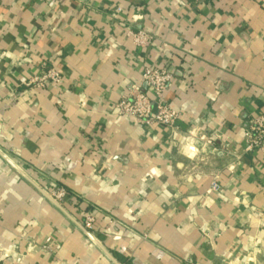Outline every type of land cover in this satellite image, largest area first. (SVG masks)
Returning a JSON list of instances; mask_svg holds the SVG:
<instances>
[{
    "label": "crops",
    "instance_id": "crops-1",
    "mask_svg": "<svg viewBox=\"0 0 264 264\" xmlns=\"http://www.w3.org/2000/svg\"><path fill=\"white\" fill-rule=\"evenodd\" d=\"M153 65L174 127L116 111ZM260 114L264 0H0V264H264Z\"/></svg>",
    "mask_w": 264,
    "mask_h": 264
},
{
    "label": "built area",
    "instance_id": "built-area-1",
    "mask_svg": "<svg viewBox=\"0 0 264 264\" xmlns=\"http://www.w3.org/2000/svg\"><path fill=\"white\" fill-rule=\"evenodd\" d=\"M135 42L139 44L150 43L152 37L145 31L137 33L130 32ZM62 73L57 68H50L39 75L33 76L28 85H37L46 87L48 84H59L62 81ZM143 82L150 88L151 95L144 90L139 89L136 85H131L128 91L122 94L116 111L120 115L129 116L138 123L145 126L161 124L169 127H174L178 120L179 114L177 110L170 105L166 98L165 92L169 84L174 79V74L167 68L159 66H146L142 74ZM259 151L264 157V114L257 115L250 119L246 130V141L243 147V152ZM241 155H236V162L240 161ZM240 163V162H239ZM212 192H223L224 187L216 178L210 188ZM65 188L57 189L50 195L59 203H61L66 195ZM95 219L91 215H87L83 227L93 236ZM52 238H46L42 247L47 251H52ZM59 248V245L55 246Z\"/></svg>",
    "mask_w": 264,
    "mask_h": 264
},
{
    "label": "water",
    "instance_id": "water-1",
    "mask_svg": "<svg viewBox=\"0 0 264 264\" xmlns=\"http://www.w3.org/2000/svg\"><path fill=\"white\" fill-rule=\"evenodd\" d=\"M12 163V162H11ZM13 164V163H12ZM14 166H16L15 164H13ZM19 169V168H18ZM22 173L26 176V177H28L23 171H22ZM43 191V190H42ZM44 193L47 195V197L48 198H50V200H52L59 208H61L63 211H65L66 212V210H65V208L58 202V201H56L50 194H48L47 192H45L44 191ZM83 229H84V227H83ZM85 230V229H84ZM85 232L91 237V238H93V239H95L94 238V236H92L88 231H86L85 230ZM96 240V239H95ZM110 256H111V254L108 252V251H106ZM112 257V256H111ZM113 258V257H112ZM114 259V258H113ZM115 260V259H114ZM118 263V262H117ZM119 264V263H118Z\"/></svg>",
    "mask_w": 264,
    "mask_h": 264
}]
</instances>
